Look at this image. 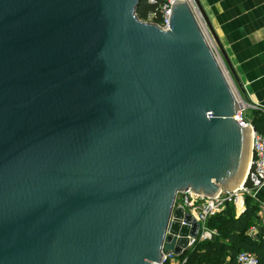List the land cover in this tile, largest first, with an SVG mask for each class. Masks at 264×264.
Instances as JSON below:
<instances>
[{
    "label": "water",
    "instance_id": "95a60500",
    "mask_svg": "<svg viewBox=\"0 0 264 264\" xmlns=\"http://www.w3.org/2000/svg\"><path fill=\"white\" fill-rule=\"evenodd\" d=\"M142 1L0 0V264H162L200 228L179 193L246 181L250 133L192 6L164 31Z\"/></svg>",
    "mask_w": 264,
    "mask_h": 264
},
{
    "label": "crops",
    "instance_id": "0c3cea01",
    "mask_svg": "<svg viewBox=\"0 0 264 264\" xmlns=\"http://www.w3.org/2000/svg\"><path fill=\"white\" fill-rule=\"evenodd\" d=\"M200 2L239 78L245 93H241L242 97L250 105H258L264 115V0ZM202 26L215 55L230 77L218 46L203 22ZM230 80L233 82L231 77ZM234 87L237 89L235 84ZM254 199L259 209L256 237H260L264 236V187L256 192Z\"/></svg>",
    "mask_w": 264,
    "mask_h": 264
},
{
    "label": "built area",
    "instance_id": "2783aa9c",
    "mask_svg": "<svg viewBox=\"0 0 264 264\" xmlns=\"http://www.w3.org/2000/svg\"><path fill=\"white\" fill-rule=\"evenodd\" d=\"M150 1L153 2L154 0H150ZM175 1L176 0H164V4L162 6L163 17L160 23H154L152 22V19H150V21L147 22L157 25L159 28H161L164 31L169 30L172 6ZM186 1H188V3L192 6L197 16L199 25L203 30L204 28L202 26V20L198 16V13L195 10L192 0H186ZM204 35L206 36L205 32ZM208 43L210 44L209 40ZM210 46L212 48L211 44ZM217 60L220 63L218 57ZM220 65L229 81L230 77L228 73L226 72V70L224 69L221 63ZM232 88L234 90L239 105V110L237 115L235 116V120L238 122V124L241 127L248 128L250 133V138H251L250 168L247 172L246 181L243 184H241L235 191L231 192L221 189L219 193L214 197H206L204 195L194 193L192 190L181 192L177 195L175 207H182L184 209V212L190 214L193 217V219H195L199 223L200 226L197 236L195 238L189 237L190 244L188 251L193 249L197 244L211 241L217 236V232L210 230L207 226L209 218L223 213L228 205H232L235 208L237 215H239L247 207L246 198L248 196L254 198L256 192L262 187H264V135L258 133L255 130L253 123L247 117V113L251 109H253L254 111L261 112L262 114L263 112L258 105H250L249 103L245 102L242 96L239 94L238 90L236 89L237 90L236 91L234 89V86H232ZM256 232H257V227L253 226L250 229L249 234L255 237ZM182 256L175 255L173 253L168 255L163 253L162 264H185L187 258H183ZM238 264H259V263L254 255L243 252L238 256Z\"/></svg>",
    "mask_w": 264,
    "mask_h": 264
},
{
    "label": "trees",
    "instance_id": "16d2710c",
    "mask_svg": "<svg viewBox=\"0 0 264 264\" xmlns=\"http://www.w3.org/2000/svg\"><path fill=\"white\" fill-rule=\"evenodd\" d=\"M164 0H144L139 5L136 15L144 21L160 23ZM255 130L264 135V115L250 110L247 116ZM246 209L237 215L235 208L228 205L221 214L209 218L207 226L216 231L217 236L207 242L197 244L183 258L185 264H238V256L243 253L254 255L259 264H264V236L253 237L250 229L259 221L258 205L253 197L246 198Z\"/></svg>",
    "mask_w": 264,
    "mask_h": 264
},
{
    "label": "rangeland",
    "instance_id": "374dc122",
    "mask_svg": "<svg viewBox=\"0 0 264 264\" xmlns=\"http://www.w3.org/2000/svg\"><path fill=\"white\" fill-rule=\"evenodd\" d=\"M229 81H230V79H229ZM230 84L232 85V86H234V84H233V82H231L230 81ZM234 89L236 90V88L234 87ZM237 91V90H236ZM237 93V92H236ZM247 116H249V113H247Z\"/></svg>",
    "mask_w": 264,
    "mask_h": 264
},
{
    "label": "bare ground",
    "instance_id": "6f19581e",
    "mask_svg": "<svg viewBox=\"0 0 264 264\" xmlns=\"http://www.w3.org/2000/svg\"><path fill=\"white\" fill-rule=\"evenodd\" d=\"M250 151H251V138H250Z\"/></svg>",
    "mask_w": 264,
    "mask_h": 264
}]
</instances>
